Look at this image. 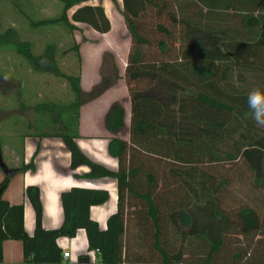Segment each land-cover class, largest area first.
<instances>
[{"label": "trees", "instance_id": "obj_1", "mask_svg": "<svg viewBox=\"0 0 264 264\" xmlns=\"http://www.w3.org/2000/svg\"><path fill=\"white\" fill-rule=\"evenodd\" d=\"M59 1L58 16L34 23L109 29L100 4L77 6L68 19L67 9L83 0ZM119 12L129 38L123 78L130 114L128 139L113 135L107 144L117 159V196L113 256L100 264H264V128L247 106L249 91L264 85V0H121ZM1 47L33 71L55 69L54 44L34 55L7 27L0 30ZM63 51H73L77 61L76 72L65 74L70 96L31 103L33 130L20 134L19 146L7 138L17 156L24 134L76 137L80 105L119 77L104 51L99 80L83 90L78 43L73 39ZM103 121L112 133L123 127L119 102ZM11 174L0 179V264H6L3 240L27 238L22 205L2 196ZM76 219L67 206L52 236L70 235ZM14 264L69 263L25 258Z\"/></svg>", "mask_w": 264, "mask_h": 264}, {"label": "crops", "instance_id": "obj_2", "mask_svg": "<svg viewBox=\"0 0 264 264\" xmlns=\"http://www.w3.org/2000/svg\"><path fill=\"white\" fill-rule=\"evenodd\" d=\"M83 4H100L110 27L106 32H97L84 23L70 20L74 29L85 25L96 36V41L86 40L84 44L74 39L80 57L79 85L88 90L99 80L104 51L111 54L119 77L99 95L80 105L76 137L65 141L58 136L24 134L21 156L15 154L9 141L6 146H0V151L9 148L17 161L11 165L2 158L5 168L12 170L2 196L10 204L22 205L23 229L27 235L23 241L1 242L2 263H21L25 258H32L83 264L79 259L85 256L90 264H100L101 257L113 256L117 159L108 152L107 144L113 135L128 139L129 97L123 74L129 38L119 12L121 0H116L117 6L111 0H83L67 9L68 19L73 9ZM123 39L124 45L120 47L119 41ZM107 65L110 66V60ZM114 101L123 108V127L112 133L105 128L103 119ZM73 152H77L74 158ZM28 162L31 167L19 168L20 163ZM3 174L0 168V179ZM67 206L77 211L73 232L52 236L63 222ZM88 223L93 225L90 230ZM63 251L68 252L66 260L61 256Z\"/></svg>", "mask_w": 264, "mask_h": 264}, {"label": "rangeland", "instance_id": "obj_3", "mask_svg": "<svg viewBox=\"0 0 264 264\" xmlns=\"http://www.w3.org/2000/svg\"><path fill=\"white\" fill-rule=\"evenodd\" d=\"M60 9L57 0H0V30L11 28L20 41L28 42L34 55L46 45L54 44L53 58L56 61L54 70L33 71L17 53L0 48V139H5L0 142L2 147L8 144V137L14 138L15 146L21 145L20 134L33 130L29 125L35 115L31 103L38 100L65 101L70 96L65 74L76 72L77 61L73 51H61L71 45L73 39H78L81 44L86 40L96 41L95 34L85 25L67 30L58 22L34 23L40 18L58 16ZM25 17L32 18L33 24L29 25ZM119 45H124V39ZM0 155L8 164L17 162L7 147L0 151Z\"/></svg>", "mask_w": 264, "mask_h": 264}, {"label": "clouds", "instance_id": "obj_4", "mask_svg": "<svg viewBox=\"0 0 264 264\" xmlns=\"http://www.w3.org/2000/svg\"><path fill=\"white\" fill-rule=\"evenodd\" d=\"M247 106L255 123L264 128V85L254 87L249 91Z\"/></svg>", "mask_w": 264, "mask_h": 264}, {"label": "water", "instance_id": "obj_5", "mask_svg": "<svg viewBox=\"0 0 264 264\" xmlns=\"http://www.w3.org/2000/svg\"><path fill=\"white\" fill-rule=\"evenodd\" d=\"M0 168L4 171V173H10V174L12 173V170H7L5 168V165H4V163H3L2 159H1V155H0ZM79 261L81 263H83V264H86V263H88V258L84 256V257H81L79 259Z\"/></svg>", "mask_w": 264, "mask_h": 264}, {"label": "built area", "instance_id": "obj_6", "mask_svg": "<svg viewBox=\"0 0 264 264\" xmlns=\"http://www.w3.org/2000/svg\"><path fill=\"white\" fill-rule=\"evenodd\" d=\"M67 256H68V252L67 251H63L62 252V258L66 260Z\"/></svg>", "mask_w": 264, "mask_h": 264}]
</instances>
